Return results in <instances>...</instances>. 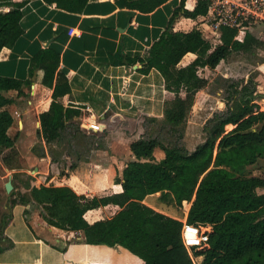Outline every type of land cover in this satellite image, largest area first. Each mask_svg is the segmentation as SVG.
I'll use <instances>...</instances> for the list:
<instances>
[{"label": "trees", "instance_id": "16d2710c", "mask_svg": "<svg viewBox=\"0 0 264 264\" xmlns=\"http://www.w3.org/2000/svg\"><path fill=\"white\" fill-rule=\"evenodd\" d=\"M43 1L49 7L83 14L98 0ZM168 1L123 0L126 9L144 14L153 13ZM186 1L180 0L174 7L160 37L142 54H123L131 41L127 36L122 37L118 53L109 52L111 62L106 61V50L86 53L112 78L113 98L118 105L125 106L122 100L130 98L129 91L140 97L154 95L145 120L162 125L169 142L146 137L132 142L130 150L135 159L127 163L122 176L113 169L88 166L81 158L71 164L70 170L89 187L107 190L119 183L123 188L120 193L87 197L69 186L54 184L16 192L0 221V264H264V193L258 192L264 189V177L247 175L248 168L264 158V110L255 102V78H222L226 110L208 121L205 142L194 152L183 143L196 96L209 85L200 70L216 69L235 54L259 57L264 41L250 30L239 40L240 28L226 25L216 30L221 41L218 45L197 27L175 31L180 18L206 16L212 4L211 0H198L189 10ZM31 3L0 0V55L4 48L13 49L25 33L22 20ZM250 22L245 20L243 25L249 27ZM189 53L196 58L180 66ZM61 63V53L48 46L36 52L29 67L30 74L34 69L43 70L42 84L52 90L49 110L38 117V134L49 148L59 143L69 128L80 131L74 118L80 116L82 106L73 102L82 101L79 96L84 94L73 89ZM258 63L263 64L264 58ZM127 68H136L133 81L128 82ZM31 83L29 78L0 74V156L10 169L19 168L14 164L19 151L17 137L9 134L15 118L9 110L14 99L7 94L17 91L21 95ZM37 88L34 83L33 96ZM166 93L174 97L167 98ZM66 96L72 101L69 105L64 103ZM98 148L104 146L98 143ZM159 150L164 155L160 161L155 156ZM157 194L163 202L178 207L189 202L186 221L145 203L147 197ZM29 205L41 208V217L48 225L82 233L83 239L66 248L52 245L53 253L44 258L27 256L26 235L39 238L29 219ZM108 205L120 210L111 218L94 223L86 220L88 211Z\"/></svg>", "mask_w": 264, "mask_h": 264}, {"label": "crops", "instance_id": "0c3cea01", "mask_svg": "<svg viewBox=\"0 0 264 264\" xmlns=\"http://www.w3.org/2000/svg\"><path fill=\"white\" fill-rule=\"evenodd\" d=\"M31 1L32 3L22 20L25 33L13 49L4 48L0 55V74L23 79L29 78L32 81L31 89L34 83L38 85L36 95H32L31 100L24 102V106L21 107L17 102L18 100H14V103L9 106V110L15 118L14 125L22 123L25 127L26 124L29 125L34 121L37 128L39 115L50 108L52 90L42 84L44 71L34 69L30 74L29 67L33 56L38 50L52 46L61 53V68L68 72L73 89L84 94L79 96V98H84L82 101L73 102L76 106H82L81 114L74 118V122L85 123L84 125H89L88 128H93L97 123L100 124V128L103 127L101 129L105 137L106 147L92 151L91 159L86 160V164L105 171L113 169L119 172V176H122L127 163L135 159L130 150V145L140 139L142 134L139 128L136 129V127L131 131L126 129L124 123L128 120L145 118L146 114L150 113L152 109L155 97L153 94L148 97H140L135 91H129L128 89L130 98L122 100L124 107L118 105L113 98L112 78L102 72L95 63L91 62L86 53H97L106 50V61L111 62L113 57L110 56L109 52L118 53L122 37L127 36L131 41L126 43V47L122 50L123 54L132 57L142 54L146 47H150L152 42L160 37L167 26L174 7L180 3V0H169L149 14L126 9L123 0H98L93 5H89L83 14L68 13L56 7L46 6L43 0ZM211 1L212 4H215L219 0ZM197 2L198 0H187L186 8L193 10ZM213 23L209 13L196 20L182 17L175 24L174 30L190 31L197 27L203 32L206 39L218 45L221 44V41L213 27ZM256 24H259L258 28L250 31L264 41V22L258 23L256 21L254 25ZM249 27H246V30ZM195 58L194 54H187L180 66L188 65ZM135 69L127 68L126 77L128 82L135 79ZM258 69L260 75L257 80V94L258 91L264 94V63ZM26 88L24 91H26ZM11 92L18 93L17 91ZM167 94L171 93H166V96ZM255 102L257 103V101ZM64 103L65 105L72 103L69 96L64 97ZM257 104L261 105L259 102ZM18 108H21L22 117L15 113ZM260 110L262 109L260 108ZM114 123L116 125L113 129L103 130ZM14 129L15 126L9 131L11 136L14 134ZM23 130H25V133H23L22 139H30L34 133L33 128L31 129L28 126ZM44 144L46 145L45 141ZM122 144L127 147L124 148L123 152L124 145ZM163 158L164 155L162 154ZM52 162L53 160L44 158V164L49 166ZM55 164L58 165V162ZM52 179L53 182H56V186H69L79 195L87 197L103 196L123 191L122 185L119 183H114L107 190L92 189L77 174L71 171L70 167L65 170V174L58 173ZM34 186L40 187L41 185L36 184L31 187ZM19 207L24 208L23 206H17V208ZM31 208V205L27 206L30 211ZM119 210L118 206L108 205L88 211L85 218L89 223H94L113 217ZM104 211L107 215L106 218L102 216L103 214H100ZM30 222L40 239L60 248L68 247L71 244L69 242H74L71 241L73 238L83 239L82 233L65 231L48 225L41 217L40 211L34 213ZM26 238L25 243L29 252L27 256L44 258L53 253L51 245L44 254H36L31 247L36 238L30 234H27ZM66 242L68 245H65Z\"/></svg>", "mask_w": 264, "mask_h": 264}, {"label": "rangeland", "instance_id": "374dc122", "mask_svg": "<svg viewBox=\"0 0 264 264\" xmlns=\"http://www.w3.org/2000/svg\"><path fill=\"white\" fill-rule=\"evenodd\" d=\"M257 22L260 23L264 21ZM254 24L250 25L248 30L254 31V29L258 28L259 24ZM242 36H244V34H242ZM259 54V57H248L246 55L235 54L229 60L223 61L216 69L212 70L210 68H204L200 70V75L209 80V85L207 88L200 91L199 94H197L198 96H196L195 105L193 106V109L188 117L183 143L190 152H194L199 145L205 142L206 132L204 128L208 121L215 114L226 110V92L223 86L224 82L222 78L248 81L249 78L253 77L258 84L257 80L260 75L258 68L260 65H262L258 63V60L259 58H264V52L260 51ZM7 95L13 98L15 101L18 100L17 102L22 107L24 106V102L31 100L32 89L31 86H29L21 95L16 92H11ZM35 95L36 92L34 96ZM173 97V94H167V98ZM256 101L257 103L259 102L261 104L259 107L264 110V94L258 91ZM15 113L17 115L19 114L18 116H23L21 108H18L17 112ZM75 124L79 126L80 131H77L76 133V128H69L63 134L62 140L59 141V143L52 145L51 148L44 144V141L38 134L39 125H37L36 128L34 121L29 125L26 124L25 127H23L22 123H16L14 125L15 129L12 136L16 137L15 135H18L16 140V148L19 151V157L17 161H14V164H19V168L10 169L3 163L2 156H0V221L2 220L5 212L8 210L7 208L9 206L10 199L16 195V192L25 193L27 192L30 185H55L56 182H53L52 179L55 175L58 173L61 175L65 174V170L68 169L71 164L77 161L79 158L87 161L90 160L91 155L93 154L92 151L99 149L98 143L103 145L104 148L106 147V141L104 139L105 137L102 134L101 129L103 127L100 128L99 123L95 124L93 128H88L89 125H84L85 123L82 122H75ZM115 125V123L111 124L109 127H105L103 130L109 131V129H113ZM28 126L31 129L33 128L34 133L30 139H22L23 133H25L23 128H28ZM124 126L130 131L135 127L136 129L139 128V131L142 132L140 137L158 138L165 143H168L170 140L167 130H165L162 125L158 123H149L145 120V118L132 121L128 120L124 123ZM74 133H76V136L72 135ZM96 140H98V143H96ZM124 148H127L126 145L123 146L122 152ZM6 153H8V151H6ZM162 154L163 153L160 150L156 151L155 156L158 161L162 160ZM44 158L53 160L55 163L58 162V165L52 162L53 164L51 163L48 166V164H44ZM247 175L264 177V158H260L255 165L250 166L248 168ZM10 180L13 182L16 188H14L11 193H8L5 186ZM13 192H15L14 195H12ZM258 192L260 194L264 193V189H259ZM145 203L157 211L179 219L183 222H185L188 211L191 207L189 202H184L182 207L163 202L160 199L159 194L147 197ZM31 206L32 208L29 215L30 220L34 213H38L39 211L41 212V209L38 208V206ZM100 214H103L102 216L104 218L107 216L105 215V211L101 212ZM71 241L80 242L81 239L73 238ZM66 244L68 245L67 242L65 245ZM2 245L7 246V243L3 242ZM51 245V243L45 242L40 238H36V241L31 245V247L36 254L42 255L49 249Z\"/></svg>", "mask_w": 264, "mask_h": 264}, {"label": "built area", "instance_id": "2783aa9c", "mask_svg": "<svg viewBox=\"0 0 264 264\" xmlns=\"http://www.w3.org/2000/svg\"><path fill=\"white\" fill-rule=\"evenodd\" d=\"M209 14L215 30L219 25L238 27L240 33L237 38L243 40L242 34L246 29L243 21L251 20L250 24L264 21V0H219L211 4Z\"/></svg>", "mask_w": 264, "mask_h": 264}, {"label": "water", "instance_id": "95a60500", "mask_svg": "<svg viewBox=\"0 0 264 264\" xmlns=\"http://www.w3.org/2000/svg\"><path fill=\"white\" fill-rule=\"evenodd\" d=\"M6 190L8 193H11L14 189L13 182L10 180L9 182L6 183Z\"/></svg>", "mask_w": 264, "mask_h": 264}]
</instances>
